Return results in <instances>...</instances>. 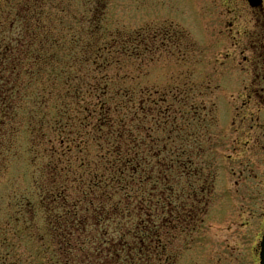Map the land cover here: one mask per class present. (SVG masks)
I'll list each match as a JSON object with an SVG mask.
<instances>
[{"label": "rangeland", "instance_id": "1", "mask_svg": "<svg viewBox=\"0 0 264 264\" xmlns=\"http://www.w3.org/2000/svg\"><path fill=\"white\" fill-rule=\"evenodd\" d=\"M226 1L44 0L40 4L39 0H0V43L22 40L26 33L30 37L28 30H35L36 39L44 36V71L39 80L30 84L29 94L25 91L19 99L16 97L13 105L16 111L30 109L31 97L36 94L41 98L37 108H44L46 95L52 86L51 94L57 95L65 90L63 74H71L74 78V56L80 60L83 54L81 49L74 54L75 43L85 40L84 44L89 41L101 47L109 43L116 46L118 40H122L132 42L131 46H137L139 53L133 56L130 50L122 58V64L116 69L117 76L128 75L131 79L124 81V87L138 85L147 94L158 93L161 99L166 94L171 100L176 98L184 103L175 105L186 110L188 127L183 145L188 142V129L197 140L203 134V128L214 133L224 132L230 127L234 133L236 129L246 130L239 140L241 157L248 168L242 190L235 191V180L239 179L235 172L245 169L233 164L239 155H234L233 150L227 148L229 151L225 149L210 157L214 172L219 176L209 217L200 230L191 235L175 217L173 222L164 224L158 220L161 227L157 235L162 237L167 250V256L161 257L163 262L174 255V264H258V244L264 219V105L244 110L247 98L240 94L243 90L224 89L223 78L228 73H225L227 67H221L219 56H225L222 52L227 48L218 44L220 32L231 29L233 25V16L226 10ZM95 13L102 16V28L94 35L89 30L85 34L79 21L91 18ZM241 14L245 16V13ZM24 40L29 41L26 37ZM228 50L229 56H234V49L228 47ZM226 65L234 66L231 61ZM237 77L241 81V78H247L245 73H239ZM168 97L167 105L170 104ZM262 99L264 104V97ZM54 104L50 95V105ZM192 107L198 110L196 114L189 112ZM244 117L247 124L242 127L239 119ZM11 126L15 129L10 139L13 144L4 168L0 170V259L7 264H70L72 259L68 257L71 253L60 252L54 246L52 241L55 237L51 235L48 217L36 198L34 180L39 177V167L31 163L30 132L26 120H16L11 122ZM184 149L187 151L186 147ZM253 152L255 159L252 162L249 157ZM197 155L195 151L193 168L201 164ZM229 156L233 157L230 159ZM252 168L251 173L249 169ZM174 169L175 181L177 173L181 174L177 165ZM248 178L254 180L248 181ZM179 184L177 189H183V180ZM178 203L173 208L176 209ZM221 210L225 211L224 217L218 216ZM178 213L180 211L175 212ZM107 240L113 241L117 247V240ZM86 245L87 248L82 250L85 252L82 260L86 256L98 264L100 256L103 262L106 258L125 260V254H118L117 250L109 252L105 249L104 253L99 251L101 254L94 256L92 250L96 248L88 240ZM132 245L135 243L128 249L134 248ZM78 254L74 255V263L76 256L80 259ZM151 262L159 263L156 258Z\"/></svg>", "mask_w": 264, "mask_h": 264}, {"label": "trees", "instance_id": "2", "mask_svg": "<svg viewBox=\"0 0 264 264\" xmlns=\"http://www.w3.org/2000/svg\"><path fill=\"white\" fill-rule=\"evenodd\" d=\"M85 18L79 21L85 34L101 30V15ZM84 42L74 44V54L83 51L80 60L74 56V78L64 73L65 90L51 94L52 86L44 108H37L41 98L36 94L26 111H0V170L13 144L11 122L26 120L31 163L39 167V177L34 180L36 198L48 217L57 250L81 254L87 240L91 244L93 240L94 246L101 242L99 248L109 242L114 248L109 238L121 242L125 264H152L154 258L160 264L167 250L157 235V224L173 222L175 217L186 231L185 218L191 219L188 208H197L193 201L187 205L194 195L189 194L192 183L186 182L191 173L183 162L181 141L185 120L179 117L186 110L175 106L184 103L166 94L158 100L157 93L147 94L138 85L124 87L130 78L118 77L116 69L130 50L133 56L139 53L132 42L118 40L116 46L101 47ZM40 67L38 62L32 69L31 84L40 79ZM23 87L21 80L16 81L15 90ZM176 131L180 147L174 146ZM175 165L181 175L177 173L174 181ZM181 180L183 189L178 190ZM74 232L77 237L72 236ZM93 233L98 236L92 238ZM132 243L134 248L129 250ZM82 261L90 264L89 256Z\"/></svg>", "mask_w": 264, "mask_h": 264}, {"label": "flooded vegetation", "instance_id": "3", "mask_svg": "<svg viewBox=\"0 0 264 264\" xmlns=\"http://www.w3.org/2000/svg\"><path fill=\"white\" fill-rule=\"evenodd\" d=\"M232 6L227 9L233 16L231 29L225 30L224 39L220 40L221 46H230L234 49V56H230L235 62L234 67H241L249 81L244 88L246 94L252 97L264 96V0L258 8H251L247 0H227ZM245 13V16L241 14ZM229 57V56H228ZM246 121L241 120L240 125L245 127ZM241 128V127H240ZM246 130H236L243 136ZM229 149L237 152L238 147L234 144ZM239 184V183H238Z\"/></svg>", "mask_w": 264, "mask_h": 264}, {"label": "water", "instance_id": "4", "mask_svg": "<svg viewBox=\"0 0 264 264\" xmlns=\"http://www.w3.org/2000/svg\"><path fill=\"white\" fill-rule=\"evenodd\" d=\"M262 259H263V263L262 264H264V253H263Z\"/></svg>", "mask_w": 264, "mask_h": 264}]
</instances>
